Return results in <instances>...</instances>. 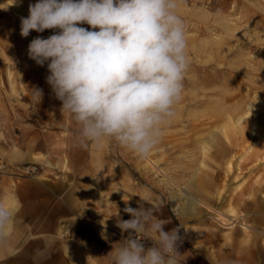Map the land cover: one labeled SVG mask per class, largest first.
I'll list each match as a JSON object with an SVG mask.
<instances>
[{
  "label": "rangeland",
  "instance_id": "rangeland-1",
  "mask_svg": "<svg viewBox=\"0 0 264 264\" xmlns=\"http://www.w3.org/2000/svg\"><path fill=\"white\" fill-rule=\"evenodd\" d=\"M8 2L28 16L37 0ZM178 14L190 68L175 116L141 158L110 138L79 143V126L46 83L47 64L28 57L30 41L54 30L24 38L22 16L0 3V203L13 213L4 228L12 247L0 264H97L92 253L66 244L61 222L53 231L41 207L26 216L27 189L48 178L80 187L83 210L102 215L117 233L114 220L130 216L125 207L142 205L169 212L198 253L240 257L255 243L264 246V0H181ZM34 89L42 90L39 102ZM191 198L232 215L225 222L233 226L202 205L182 211Z\"/></svg>",
  "mask_w": 264,
  "mask_h": 264
},
{
  "label": "clouds",
  "instance_id": "clouds-1",
  "mask_svg": "<svg viewBox=\"0 0 264 264\" xmlns=\"http://www.w3.org/2000/svg\"><path fill=\"white\" fill-rule=\"evenodd\" d=\"M17 3L14 0L13 4ZM181 0H37L20 17V35L54 30L28 45V57L47 64L46 83L79 126L81 145L114 140L141 158L160 143L182 99L190 68ZM89 27H83L82 25ZM37 102L42 90H33ZM252 107V106H251ZM118 219L129 233L111 264H182L180 228L150 207H125ZM13 218L0 203V237ZM150 239L152 246L144 241Z\"/></svg>",
  "mask_w": 264,
  "mask_h": 264
},
{
  "label": "crops",
  "instance_id": "crops-1",
  "mask_svg": "<svg viewBox=\"0 0 264 264\" xmlns=\"http://www.w3.org/2000/svg\"><path fill=\"white\" fill-rule=\"evenodd\" d=\"M31 184L33 185L32 192L28 188L25 195L27 201L25 209L28 219L32 205L36 204L34 210L41 207L43 217L47 214L49 221L53 224V231L57 230L56 225L60 222L67 227L66 244L73 248H83L92 253L97 259V264H111L110 252L120 247L122 241L119 235L123 236V233H117L113 228L103 226V216L89 212L87 206L86 210H83L80 187L76 188L75 185H70L69 181L64 183L54 178H48V180L41 182L36 181L35 183L33 181ZM150 208L156 217L169 222L165 225L166 231L173 228V217L169 212L160 208L156 209L153 206H150ZM4 230L3 234L7 235L8 240L7 247L1 249L2 251L0 250V260L5 257L6 252L12 247L11 236L8 231ZM244 231L246 232V230ZM260 242L264 243V239ZM0 244L4 245L3 243ZM177 250L181 255L182 264H264V246L257 243L250 247L245 254L241 253L240 257L235 256L234 253V255L228 256L219 254V256L213 258L209 251L202 250L201 253H198L189 242L184 240L179 242ZM25 264H34V262L28 259Z\"/></svg>",
  "mask_w": 264,
  "mask_h": 264
},
{
  "label": "bare ground",
  "instance_id": "bare-ground-1",
  "mask_svg": "<svg viewBox=\"0 0 264 264\" xmlns=\"http://www.w3.org/2000/svg\"><path fill=\"white\" fill-rule=\"evenodd\" d=\"M0 3H2L4 6H6V7H8V8H11L12 9V11H14V13L15 12H18V14L20 15V16H23V17H27V15L25 14V13H22V12H19V11H17L16 10V8L14 7V6H12L11 4H10V2H8V0H0ZM21 10V9H20ZM11 11V10H10ZM13 14V13H12ZM16 16V15H15ZM18 33L20 34V25H19V30H18ZM24 38H27V37H24ZM31 39V38H30ZM192 197V196H191ZM197 205H202V206H204L205 208H206V210L208 211V212H211V214H213L212 215V218L214 217V219H215V221H218L219 223H221L223 226H226V228H231L233 225V221L232 222H230V223H226L225 222V220L227 221V220H231L232 219V215L231 216H229L228 218H226L223 214H221L220 212H217L216 211V209H214V208H212L211 206H208V205H205L204 203H202V202H200V201H198V200H196V199H193V198H191V199H188V201H185V207L184 208H182V211H185L186 210V208L187 209H189L191 212H194L195 211V208H196V206ZM183 207V206H182ZM232 214H233V211L231 212ZM238 216V215H237ZM226 218V219H225ZM239 218H240V216H239ZM232 220H234V219H232ZM238 221V220H237ZM235 222V221H234ZM243 227H247V225L245 224V223H243V221H238ZM218 223V224H219ZM5 231V230H4ZM7 240H8V237H7V235H5V234H3L2 235V237H0V243H3L4 245H1L0 244V250L1 249H3V248H6L7 247V245H6V243H7ZM2 251V250H1Z\"/></svg>",
  "mask_w": 264,
  "mask_h": 264
},
{
  "label": "built area",
  "instance_id": "built-area-1",
  "mask_svg": "<svg viewBox=\"0 0 264 264\" xmlns=\"http://www.w3.org/2000/svg\"><path fill=\"white\" fill-rule=\"evenodd\" d=\"M130 218H131V216H127L124 220H128V219H130ZM128 235H129V233L124 232V233H123V239H127ZM147 242H148V239H146V240L144 241L145 244H146Z\"/></svg>",
  "mask_w": 264,
  "mask_h": 264
}]
</instances>
